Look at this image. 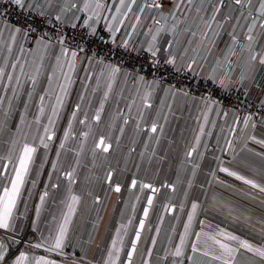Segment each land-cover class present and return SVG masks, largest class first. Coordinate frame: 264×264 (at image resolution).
Returning <instances> with one entry per match:
<instances>
[{"label":"snow or ice","instance_id":"6c2138e0","mask_svg":"<svg viewBox=\"0 0 264 264\" xmlns=\"http://www.w3.org/2000/svg\"><path fill=\"white\" fill-rule=\"evenodd\" d=\"M140 36L144 39H134ZM125 57L142 59L143 63L129 72L124 67ZM114 59L120 62L113 63ZM96 66L100 67L99 73L89 71ZM81 67L85 72L80 81L82 91L64 130L60 150H64L66 142L72 138L73 122L77 120L89 90L93 98L103 90L99 107L92 116V120L99 122L105 102L123 75L125 81L129 77L135 81L141 101L137 105V135L142 131L144 111L152 108L155 88L167 82L166 97L199 99L202 105L197 117L198 134L185 153L186 159L197 152L205 126L209 123L216 126V120H210L211 114L215 113L216 117L225 120L220 128L224 135H218L217 142L224 140L226 147L221 151L233 153L232 160L236 161L238 169L250 167L249 161L234 148L237 133L249 128L252 131L243 150L264 161V137L256 135L257 128L264 127V98L254 107L244 99L249 87L256 85L258 72L264 70V0H0V144L7 146L5 153L0 155V264H136L137 258L139 264H153L154 256L155 264H201L200 257L207 258L208 264H238L241 255H247L250 264L252 261L264 264V222L259 229V243L219 225L213 227L205 220H200V230L194 231L200 209L197 201L191 203L178 242L170 235L167 246L157 248L161 231L157 224L150 246L140 247L154 200L162 188L175 193L179 176L176 182L160 187L133 178L130 193L137 187L141 194L147 193L141 218L133 228L136 206L141 201V195H135L136 202L131 206L133 215L116 228L104 248L97 245V253L90 256L95 243L91 233L87 240L81 236L73 242L71 238L79 205L83 202V194H78L73 187L78 182L77 172L82 165L83 144L75 153V165L67 170L59 166L61 151L56 152L57 160L52 162L53 171L48 176L50 183L44 185L39 202L34 206V216L29 220L25 194L30 198L33 195L31 189L37 186L36 179L30 180L36 154L41 147L47 151L56 137V122L77 83ZM148 75L151 80L147 79ZM233 95L234 107L226 106L225 102ZM88 103L91 107V99ZM134 104L135 98L128 105L129 111ZM21 105L23 112L13 131L11 120ZM31 107H35L36 112L28 123ZM163 107L162 100L161 109ZM171 107L169 104V111ZM120 115L117 113V118ZM45 116L47 123L42 124ZM159 116L158 112L147 130L149 140L155 138L157 144L159 137L155 134L163 132ZM230 116L235 119L228 124ZM164 119L167 120V116ZM129 120V117L123 118L119 128L121 135ZM79 123L89 129L80 133L83 140H87L92 132L87 112ZM32 125L42 128L43 134L33 135L30 139L24 128L31 129ZM212 134L207 132L208 136ZM110 141V136H100L94 141L91 149L94 161L98 152L110 153L113 148ZM116 141L118 145L119 137ZM249 143L259 146L260 150L249 148ZM144 149L140 153L141 160L149 150V143L144 144ZM133 151L135 149L130 148L129 155ZM155 156V149H152L149 159ZM219 163L222 165L223 161ZM198 168L199 164H193V177ZM218 171L264 193V183L250 178L242 170L220 166ZM257 171L264 176V165ZM113 173L110 168L104 179L111 191L120 193L119 183L112 186ZM53 174H56L54 183ZM212 175L215 177L216 173ZM61 177L65 184L63 198L59 201V216L53 213L47 227L41 229L42 209L51 197V190L61 187ZM29 182L31 189L26 188ZM191 186L189 180L188 187ZM87 194L92 195V192ZM187 195L186 191L185 198ZM92 202L93 205L102 203L98 195ZM183 209L182 202L180 210ZM163 211L174 213L176 205L169 200ZM163 219L161 215L159 221L162 223ZM233 219L239 220V217ZM98 225L99 220L93 223L94 231ZM130 230L132 236L127 239ZM148 230L152 229L149 227Z\"/></svg>","mask_w":264,"mask_h":264},{"label":"crops","instance_id":"0c3cea01","mask_svg":"<svg viewBox=\"0 0 264 264\" xmlns=\"http://www.w3.org/2000/svg\"><path fill=\"white\" fill-rule=\"evenodd\" d=\"M148 23H151V21H148ZM134 39L143 40L144 37L140 36ZM183 39L184 38L181 37V40ZM89 71L99 73L100 67L96 66L94 69H89ZM84 76L85 72L83 67H81L77 73V83L72 90L73 95L71 99L68 98L67 101V103L69 102L70 104L67 105L66 103V106L60 115L61 118L64 117L67 108L68 117L64 124L65 126H63L64 128L60 132L59 143L63 138L64 130L67 128L73 105L79 102L78 97L82 91L80 81ZM147 79L151 80L150 78ZM94 83L95 81H93V84ZM136 87V83L131 77L125 81V78L121 75L118 78L117 83L114 85V90L109 100L104 104V110L99 122L92 120V116L94 115L95 110L99 107L103 90H101L100 93H97L94 98L91 96V91L89 90L88 98L82 104V110L78 114L77 120L73 122L72 138L66 142L65 149L61 152L59 157V166L63 169H69L68 167L75 165V153L79 150L81 144L84 146L82 157L80 156V160L83 163L87 158V153H92L91 149L97 135L99 133H104L102 127L106 122L110 125L109 120L116 118V116H113L115 114L114 112H119L121 107H124L127 111V115L130 118L129 127H131L132 138H135L138 143L149 141V133L142 127L143 125L150 126L152 121L157 118V113L159 112L160 116L158 122L163 127V141L160 144L162 147L158 149V154L154 157L157 161L154 162L151 167L152 169L155 167L158 168L159 161L161 160L164 163L165 160L169 158L180 157V160L182 161L180 168H174L170 170V173L167 172V174L176 176V181L178 176L179 179H181L183 176L187 175L188 179L192 181V186L189 188L188 183L184 184L180 181V183L177 184L175 193H172L167 188L161 190L162 196L157 200L158 204L153 207L148 221L146 222L145 230L142 233L140 247L144 248L150 246L151 237L156 235L155 228L157 224H159L161 229L159 236L157 237V248L167 246L168 237L170 235L174 237L175 242H178V235L183 231V223L187 219V212L193 201H197L200 205L198 215L194 222V231H199L201 227L199 221L205 220L213 227L219 225L243 238L259 243V229L261 228V222H264V193H259L258 190L252 189L250 186L244 185L241 181H236L233 177H229L227 174L218 171L220 166L229 167L233 170H242L244 174L248 175L250 178L255 179L259 183H264V176L257 171L262 165H264V161H261L259 157L254 156L252 153L248 151L244 152L243 150L245 140L252 130L249 128L245 132L237 133V139L234 144L235 152L240 154L242 158L247 159L250 164L248 169H238L236 161L232 160L233 153L221 151V149L226 147L224 140L221 139L219 144L217 142V136L224 135L220 132V128L225 124V120L222 117H216L215 113H212L210 120H216V126L212 127L211 123L205 126V134L201 136V142L197 154L194 156V162H191V158L188 160L185 158L184 145L190 142L191 145H193L195 137L198 134L199 124L197 122V117L202 110V105L199 99L184 98L181 96H176L175 99H173L170 95L166 97L164 90L168 87V84L161 83L158 88H155L154 86L155 90L151 101L152 108L144 111V120L141 122L142 131L137 135L135 133V125L139 119L137 105H140L141 101L136 93ZM141 91H143V86H141ZM262 91H264V70L258 72L256 85L249 87L247 97L258 102L259 99L264 98ZM133 98H135L136 104L132 105L131 110L129 111L128 105L131 104ZM89 99H91V107H89ZM162 100L164 101V107L161 109ZM169 104L172 106L171 111H169L168 108ZM21 112H23L22 105L12 117L11 124L13 126V131H15L14 126L19 122ZM35 112V107L29 109L27 115L28 123H31L33 120ZM85 112L88 113L89 124L92 125V132L87 140H83L80 133L86 132L89 129L85 125L79 123V120L84 118ZM165 116H167V120L164 119ZM60 117L56 122L55 128H57L59 120L61 119ZM119 119L120 118H117V121H119ZM234 119V116H230L227 121L228 124H231ZM41 123H47L46 116L42 119ZM106 131L108 133V129ZM209 131L213 133L212 136L207 135V132ZM24 132L29 135L30 139L33 135L38 136L43 134L42 128L37 129L35 125H32L31 129L25 127ZM159 134L161 133L159 132ZM256 135L258 138L264 137V127L257 128ZM4 139H7V137H4ZM151 143H155L157 146L156 141ZM6 148V144H0V155L5 153ZM201 153L203 156H201ZM56 160V154H51L49 150L45 151L42 147L36 154L30 180L36 179L38 181L37 186L35 189H31V183L29 182L26 185V188L31 189L33 195L29 198L27 194H25V200L27 201L29 209V220L34 216V206L39 202L38 197L43 191L44 185L50 183L48 176L49 173L53 171L51 164ZM70 160L72 161L70 162ZM219 161H223V164L221 165ZM193 164H199V168L196 170V175L194 177L192 175ZM41 165L43 166L41 167ZM161 167L164 172L169 171L166 170L167 165L165 166V164H162ZM213 172L216 173L215 177L212 175ZM87 174H90V172L88 171ZM55 176L56 174H53V183L56 182ZM220 181H223V183H220ZM61 182L62 177L60 183ZM62 183H64V181ZM89 184V182H86V177H84L80 184L77 183L73 186L78 194H83V202L79 205L78 215L73 225L71 238L73 242L81 236L84 240H87L88 233H91L95 237V243L92 245L91 251L89 252V255L91 256L97 253V245L101 249L104 248L110 242L116 228L121 223H126L129 217L133 215L131 206L135 201L130 199L118 203L115 193L111 192L109 188H106L105 196L101 199L102 203L99 205H93L92 201L94 195L97 193L96 189L93 187H95L96 184H92L91 186ZM61 190L62 186L61 189L51 190V197L42 209L40 220L41 229L47 227L53 213L59 216V201L63 198V195L60 194V192H62ZM89 191L92 192V195L87 194ZM186 191L188 193L187 198H185ZM58 196H61L59 198L60 200L58 199ZM133 198H135V196ZM169 200L176 205V211L170 214L164 213L163 211L164 205L167 204ZM182 202L184 203L183 211L180 210V204ZM139 209L140 204L138 203L136 206L135 217L138 214ZM21 211H23V206H21ZM161 215L164 217L162 223L159 221ZM235 216H238L239 220H234L233 217ZM246 218L250 219L246 221ZM97 220H99L98 229L94 231L92 225L93 223H96ZM136 224L137 223L134 220L133 228ZM149 227L152 229L151 231L148 230ZM173 228H175V232H173ZM29 235H31V233H29ZM131 236L132 230L129 231L127 239H130ZM198 259L201 261V264H208L207 258L200 257ZM136 264H139V258H137ZM153 264H155V256L153 258ZM238 264H250V258L247 255H241ZM251 264H259V262L252 261Z\"/></svg>","mask_w":264,"mask_h":264},{"label":"flooded vegetation","instance_id":"af4514ba","mask_svg":"<svg viewBox=\"0 0 264 264\" xmlns=\"http://www.w3.org/2000/svg\"><path fill=\"white\" fill-rule=\"evenodd\" d=\"M72 95H73V91H72L69 99H71ZM69 104L70 103L68 102L67 105H69ZM74 105H73V107H74ZM68 109H69V107H68ZM114 113L115 114L113 116H116V118L109 120L110 125H108V123L106 122L105 125L102 127V130H104V133L103 134L99 133L95 139V141H96L100 138V136L107 137L106 135L109 134V136L111 137L110 142L113 145L112 150L108 154L98 152L97 156L95 158V161L93 160L92 153L91 152L87 153V158L84 160L82 165L78 168L79 172L77 174V181H78L77 183L80 184L82 182L83 178L86 177V182H89L90 186L92 184L93 185L96 184V186L93 187L97 191V193L94 195V197L98 195V196H100L101 199H103L105 196V193H106L105 192L106 188H109L111 190L109 184L104 179L105 174L110 168L113 169L114 173H113V178H112V186L114 187L115 184H117V183H119L121 185V192L120 193H115L114 191H111V192L115 193L116 200L118 203H120L122 201L125 202V201H128L130 199H133L135 201V198H133V197L135 195H141V201L139 202L140 209H139L138 214L136 215V219H135V222L138 223V220L142 216V208L144 206V195H146L147 193L141 194L139 192V187H137V189H135L134 192L130 193L129 185L131 183V180L133 178H136L138 181L151 182L155 186L160 187L162 184L169 183V176H166L169 174H167L166 172L170 173V170H172L173 166L170 167L169 169H167L169 171L164 172L163 168L161 166H158V168L155 167L152 169V167H150L149 164L146 165L144 163L145 162L144 159L141 160V157H140V153L143 152V146L146 142L140 143V144H142L141 150L135 149V147H130L129 145H127L128 144L127 142H129L131 140V138L133 137V135L131 134V127H129L130 120H129V124L127 126H124V133L122 135L120 132H119V134L117 133L116 129L118 128V126L120 128V126L123 125V118L129 117L127 115V111L124 109V107H121L119 112H114ZM117 113H121V115L119 116V118H120L119 121H117ZM67 117H68V110L66 108V112H65L64 117H62V118L60 117L61 119L59 120L57 128H55L56 137L51 142L50 147L48 149L51 154H56V152L58 151L59 144H60L58 142L60 132L64 128L63 126H65L64 124L66 123ZM105 121H108V120H105ZM150 126L143 125L142 128L148 130L150 128ZM107 129H108V133L106 131ZM114 137H119L121 139V141L118 144V148L115 145V142L113 139ZM130 148H134L135 151H133L129 155V149ZM59 151L63 152V150H60V149H59ZM133 153H135L134 157H132ZM126 156L128 157V159L124 160V157H126ZM71 161L72 160H70V162ZM137 165H139V168L136 167ZM65 170H67V169H65ZM88 171L90 172V174H87ZM62 182H63V178H62ZM62 182H61V186H62L61 191L62 192H60L61 195H63V192H64L63 185L65 184V182L64 183H62ZM60 189H61V187H60ZM160 196H162V192L160 194H158L156 199L154 200V206L158 204L157 200L159 199ZM60 197L61 196H58V199ZM151 212H152V210L150 211V214H151ZM150 214H149V216H150Z\"/></svg>","mask_w":264,"mask_h":264},{"label":"rangeland","instance_id":"374dc122","mask_svg":"<svg viewBox=\"0 0 264 264\" xmlns=\"http://www.w3.org/2000/svg\"><path fill=\"white\" fill-rule=\"evenodd\" d=\"M116 130H117V133L119 134V127H118ZM155 135L159 137V143H158L157 146H156L155 143H151V142H154V141H155V138H153L152 140H149V141L147 142V143H149V150H148V152H147V154L145 155V158H144V161H145L144 163H145L146 165L149 164L150 167L153 166L154 162L157 161V159L154 158V157H152L151 159H149V157H151L152 149H155L156 154H158L157 151H158V149H159L160 147H162V146H160V144H161L162 141H163V132H162L161 134H159V132H158V133L155 134ZM106 136L109 137V134H107ZM113 139H114L115 145H116L117 148H118L117 141H116V137H114ZM133 140H135V143H133ZM120 141H121V139L119 138V142H120ZM127 143H128L127 145H129L130 147H135V149L141 150L142 144L138 143L137 140H136L135 138H131V140H130L129 142H127ZM184 147H185V153H186L187 150H188L189 148L192 147L191 142H190V143H187L186 145H184ZM144 150H145V149H144V146H143V151H144ZM196 154H197V152L194 153L193 157H191V162H194V156H195ZM127 156H128V155H127ZM127 156L124 157V160H127V159H128ZM134 156H135V153L132 154V157H134ZM81 157H82V154H81ZM137 158H138V157H137ZM187 160H188V159H187ZM130 161H131V160H130ZM181 163H182V161L180 160V157H176V158H169V159L165 160L164 163L162 162V160L159 161V166H161L162 164H163V165L165 164V166L167 165L166 170L169 169V168L172 167V166H173L172 169H174V168L177 169V168H180ZM166 173H167V172H166ZM166 176H169V183H173V182L176 181V180H175L176 176L171 175V174H170V175H166ZM180 181H181V183H184V184H185V183H188V181H189L188 176H187V175L183 176V178H181Z\"/></svg>","mask_w":264,"mask_h":264},{"label":"built area","instance_id":"2783aa9c","mask_svg":"<svg viewBox=\"0 0 264 264\" xmlns=\"http://www.w3.org/2000/svg\"><path fill=\"white\" fill-rule=\"evenodd\" d=\"M11 19L14 21L15 18L12 17ZM169 38H171V37H169ZM133 56H135V54H133ZM77 62L79 64V60ZM117 62H120V61L118 59H114L113 60V63H117ZM123 63H124L125 69L131 71L133 67H136L138 69L139 68V65L141 63H143V60L142 59H135V58L130 59L128 57H125ZM147 78L152 79L151 75H148ZM165 83L168 84L167 82H165ZM202 91L203 90H201V92ZM239 94L240 93H239V90H238L237 91V95H239ZM217 95H219V93H217ZM244 99H246V101H247V103H248L249 106H253L254 107V106H256L258 104V102H254V101L248 99L247 97H245ZM234 101H235V95H233L232 97H230L229 100H227L225 102V104H226V106L234 107Z\"/></svg>","mask_w":264,"mask_h":264},{"label":"trees","instance_id":"16d2710c","mask_svg":"<svg viewBox=\"0 0 264 264\" xmlns=\"http://www.w3.org/2000/svg\"><path fill=\"white\" fill-rule=\"evenodd\" d=\"M247 98H248V97H247ZM248 99H249V98H248ZM250 100H251V99H250ZM252 101H254V100H252ZM254 102H256V101H254ZM248 147H249V148H252L254 151H259V150H260L259 146L254 145V144H251V143L248 144ZM244 152H247V151L244 150ZM240 156H241V155H240Z\"/></svg>","mask_w":264,"mask_h":264}]
</instances>
